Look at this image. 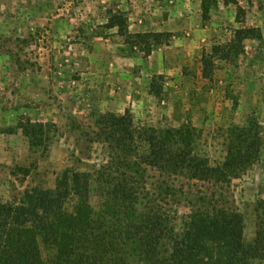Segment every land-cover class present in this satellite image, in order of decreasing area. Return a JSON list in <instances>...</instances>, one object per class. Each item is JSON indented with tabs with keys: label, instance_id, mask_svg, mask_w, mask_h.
Here are the masks:
<instances>
[{
	"label": "rangeland",
	"instance_id": "1",
	"mask_svg": "<svg viewBox=\"0 0 264 264\" xmlns=\"http://www.w3.org/2000/svg\"><path fill=\"white\" fill-rule=\"evenodd\" d=\"M207 7L204 19L202 0H0V198L53 188L68 166L101 164V113L129 111L138 126L190 124L212 163L224 159L235 125L264 126V0ZM108 10L123 12L140 37L108 28ZM243 26L262 37L241 38ZM26 117L56 126L35 150L21 130L2 131ZM231 190L250 240L264 152Z\"/></svg>",
	"mask_w": 264,
	"mask_h": 264
},
{
	"label": "trees",
	"instance_id": "2",
	"mask_svg": "<svg viewBox=\"0 0 264 264\" xmlns=\"http://www.w3.org/2000/svg\"><path fill=\"white\" fill-rule=\"evenodd\" d=\"M108 13V28L129 40L140 37L128 33L123 12ZM235 33L262 37L246 26ZM94 121L106 148L101 164L68 166L53 188L26 190L12 202L0 198V264L264 262V198L253 205L255 230L247 240L245 214L231 190L232 180L263 155L258 119L230 129L218 163L199 149L201 132L190 124L138 126L129 111L101 113ZM55 127L26 117L2 131L21 130L35 150Z\"/></svg>",
	"mask_w": 264,
	"mask_h": 264
}]
</instances>
